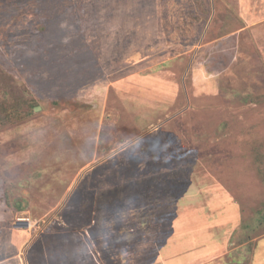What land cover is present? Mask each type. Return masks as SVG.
Returning <instances> with one entry per match:
<instances>
[{"label":"rangeland","instance_id":"obj_1","mask_svg":"<svg viewBox=\"0 0 264 264\" xmlns=\"http://www.w3.org/2000/svg\"><path fill=\"white\" fill-rule=\"evenodd\" d=\"M0 103V264H264V0H0Z\"/></svg>","mask_w":264,"mask_h":264},{"label":"trees","instance_id":"obj_2","mask_svg":"<svg viewBox=\"0 0 264 264\" xmlns=\"http://www.w3.org/2000/svg\"><path fill=\"white\" fill-rule=\"evenodd\" d=\"M32 104L33 103H31V105ZM0 106H2V108H3V113H4V116L3 117H4V119L7 120V119H9V117L11 115H14V113H12L13 110L11 108H9V106L7 107V106H5V104L3 105L1 103H0ZM32 109L33 108H31V106H30L29 109L26 111V113L24 112L22 114H19L18 117L20 118V117H23V116H26V115H30L32 113ZM7 121H9V120H7ZM7 204H9V203H7Z\"/></svg>","mask_w":264,"mask_h":264}]
</instances>
